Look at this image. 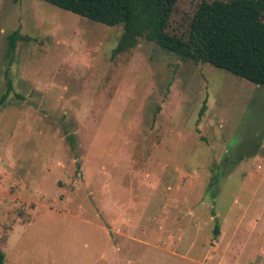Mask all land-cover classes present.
<instances>
[{
  "label": "rangeland",
  "instance_id": "374dc122",
  "mask_svg": "<svg viewBox=\"0 0 264 264\" xmlns=\"http://www.w3.org/2000/svg\"><path fill=\"white\" fill-rule=\"evenodd\" d=\"M121 34L0 0L4 263L264 264V87Z\"/></svg>",
  "mask_w": 264,
  "mask_h": 264
},
{
  "label": "trees",
  "instance_id": "16d2710c",
  "mask_svg": "<svg viewBox=\"0 0 264 264\" xmlns=\"http://www.w3.org/2000/svg\"><path fill=\"white\" fill-rule=\"evenodd\" d=\"M39 1L105 27L121 26L122 34L112 58L145 40L183 61L206 63L264 87V0H201L191 5L192 11L185 13L187 17L179 24L175 16L180 0ZM27 40L17 31L7 35L4 57L9 64L17 43ZM12 91V84L7 79L5 92L0 96V107ZM205 109L204 105L200 116ZM67 139L72 149L73 138ZM7 239V235L2 237L0 245ZM1 246L0 264H5Z\"/></svg>",
  "mask_w": 264,
  "mask_h": 264
},
{
  "label": "crops",
  "instance_id": "0c3cea01",
  "mask_svg": "<svg viewBox=\"0 0 264 264\" xmlns=\"http://www.w3.org/2000/svg\"><path fill=\"white\" fill-rule=\"evenodd\" d=\"M23 224H29V223H23ZM8 238H9V237H8ZM7 240H8V239H7ZM6 242H7V241H6ZM5 244H6V243H5ZM5 244H4V245H5Z\"/></svg>",
  "mask_w": 264,
  "mask_h": 264
}]
</instances>
